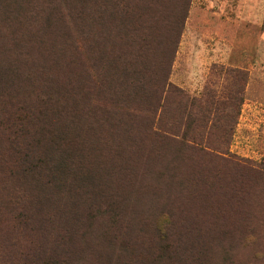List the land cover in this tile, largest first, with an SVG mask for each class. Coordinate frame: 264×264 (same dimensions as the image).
Returning <instances> with one entry per match:
<instances>
[{"label": "rangeland", "instance_id": "374dc122", "mask_svg": "<svg viewBox=\"0 0 264 264\" xmlns=\"http://www.w3.org/2000/svg\"><path fill=\"white\" fill-rule=\"evenodd\" d=\"M111 2L72 28L71 46L39 31L0 76L11 104L36 113L50 94L56 114L44 142L57 146L40 148L62 166L41 215L52 230L45 262L264 264V0ZM162 74L170 89L156 103ZM183 133L209 140L218 158L160 139ZM64 204L75 208L69 224ZM65 227L72 248H54ZM0 229V264H21Z\"/></svg>", "mask_w": 264, "mask_h": 264}, {"label": "trees", "instance_id": "16d2710c", "mask_svg": "<svg viewBox=\"0 0 264 264\" xmlns=\"http://www.w3.org/2000/svg\"><path fill=\"white\" fill-rule=\"evenodd\" d=\"M53 1L55 2L53 3ZM109 1L4 0L5 6L8 3L7 9H5L6 14L5 10L2 9V0H0V44L8 48L5 51H0V65H2L0 66V76L6 78L10 71V67L5 65V58L7 61L13 59L17 61L18 59L15 56L11 57V55L15 52L22 54L21 50H25L24 44L32 45L34 36L39 31L45 33L53 29L54 34L60 37V41L65 39L68 46H71L72 30L74 29V33L77 30L80 31L88 20L95 17L94 13L102 6L107 5ZM90 3L92 12L88 13L85 8L87 9ZM111 3L119 6L124 5L125 2L124 0H112ZM11 4L17 7L13 13H10L9 7ZM120 12L119 14L123 15ZM12 15L15 17L10 18ZM24 52L26 55L29 53L27 50ZM42 56L43 54L40 55V58ZM25 62L31 64L30 67H42L31 58ZM166 78L167 74H162L161 78L158 77L151 81L155 84L154 97L156 103L170 89ZM63 85L65 86V84ZM147 87L148 83L140 86L141 89L143 88L144 93ZM51 89L52 86L47 88L45 92H49ZM60 89L59 87L54 91H50V93H58V99L62 93ZM21 94L23 95V92ZM2 96L0 95V173L2 174V177H0V225L8 230V233L3 232L2 242L7 247L13 245L16 247L15 253L9 258L10 261L21 255V264H47L45 259L48 250H45L47 247L44 246L42 241L50 242L48 236L52 234V230L50 231L44 227L47 220H44L41 215L45 205L50 203V199L52 200L51 196L56 193L49 190L51 188L49 185L57 187V180L60 179V171L58 170L62 169V166L57 163L53 164L51 160H45L40 148L42 147L41 143L52 148L57 146L55 141L54 144H51V141H49L50 143L44 142V133L46 132L44 122H47L49 115L52 119H55L56 114L50 110L52 105L50 94L44 98H38L36 105L44 102L43 104L46 103L47 107L43 109V104L40 107L35 105L37 108L36 113L35 108L32 109L23 105L16 106L17 103L11 104L10 96H6V98ZM146 110L147 113L150 111L148 108ZM44 112H46L45 116L42 117ZM184 135L186 136V133H183V136L176 134L177 137L172 138L160 134V139L180 145V151L184 149L193 155L200 152L204 156L218 158L215 153L217 148L211 147L209 140L206 142L200 136L190 135V143H186L184 142ZM204 143L212 152L208 153L197 147L199 144ZM5 178L9 180L5 182ZM74 210L75 208H70L67 204L60 208V211L63 212L65 224H69L74 219ZM74 232H76L74 229L69 231L67 227L63 228L57 233V237L53 241L54 248L60 244L67 245L68 250L72 248ZM25 233L26 236H24ZM15 234H18L17 238H15ZM21 237L25 242L23 245L20 244ZM1 247L5 249L3 245ZM37 248L41 251L38 252ZM52 263L56 264V262H52L51 258L49 264Z\"/></svg>", "mask_w": 264, "mask_h": 264}, {"label": "bare ground", "instance_id": "6f19581e", "mask_svg": "<svg viewBox=\"0 0 264 264\" xmlns=\"http://www.w3.org/2000/svg\"><path fill=\"white\" fill-rule=\"evenodd\" d=\"M160 23V22H159ZM162 33V32H161ZM161 35V34H160ZM158 46V45H157Z\"/></svg>", "mask_w": 264, "mask_h": 264}]
</instances>
